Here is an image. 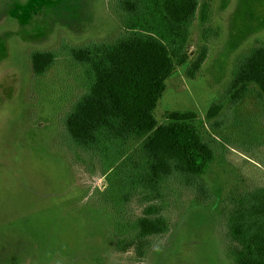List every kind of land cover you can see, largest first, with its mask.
Here are the masks:
<instances>
[{
    "label": "rangeland",
    "instance_id": "rangeland-1",
    "mask_svg": "<svg viewBox=\"0 0 264 264\" xmlns=\"http://www.w3.org/2000/svg\"><path fill=\"white\" fill-rule=\"evenodd\" d=\"M116 2L0 0V264H234L228 215L264 187V100L252 87L232 104L225 89L239 57L264 46V0H199L187 62L165 80L153 114L161 124L174 111L195 113L214 156L198 176L136 190L76 162L62 142L63 118L86 91L67 47L114 41L125 29ZM204 43L207 57L187 77ZM34 51L55 53L40 76ZM213 104L220 111L208 118ZM144 215L165 230L148 236L139 256L124 246Z\"/></svg>",
    "mask_w": 264,
    "mask_h": 264
},
{
    "label": "trees",
    "instance_id": "trees-1",
    "mask_svg": "<svg viewBox=\"0 0 264 264\" xmlns=\"http://www.w3.org/2000/svg\"><path fill=\"white\" fill-rule=\"evenodd\" d=\"M198 7L199 0H117L125 29L114 41L67 47L83 68L86 90L63 118L62 142L76 162L97 167L110 181L120 176L125 190L154 189L169 176L195 177L204 171L214 150L199 135L195 113L174 111L161 124L153 114L165 80L176 65L187 62L189 29ZM207 53L204 43L187 66V77L196 76ZM54 58L53 51L32 52L34 75L44 74ZM252 87L264 100V46L239 57L225 94L237 104ZM219 111V104L211 105L208 118ZM135 142L138 152L133 155ZM227 225L236 243L234 264H264V187L236 200ZM133 228L136 234L124 249L133 246L142 256L147 237L163 232L165 225L144 215Z\"/></svg>",
    "mask_w": 264,
    "mask_h": 264
}]
</instances>
